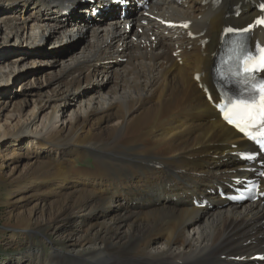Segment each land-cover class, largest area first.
I'll return each mask as SVG.
<instances>
[{
    "label": "bare ground",
    "instance_id": "bare-ground-1",
    "mask_svg": "<svg viewBox=\"0 0 264 264\" xmlns=\"http://www.w3.org/2000/svg\"><path fill=\"white\" fill-rule=\"evenodd\" d=\"M98 3L104 20L89 14ZM261 3L147 0L121 15L110 0H0L1 233L26 244V264H264V197L217 194L264 173V157L243 162L251 145L211 104L221 31L264 14ZM12 36L28 47L5 48ZM251 40L263 45L264 31ZM28 64L47 65L30 80ZM33 80L47 89L19 98L15 83Z\"/></svg>",
    "mask_w": 264,
    "mask_h": 264
},
{
    "label": "snow or ice",
    "instance_id": "snow-or-ice-1",
    "mask_svg": "<svg viewBox=\"0 0 264 264\" xmlns=\"http://www.w3.org/2000/svg\"><path fill=\"white\" fill-rule=\"evenodd\" d=\"M257 23L264 24V19H259ZM234 31H248V29H226L227 33ZM237 47L242 48V45L237 44ZM257 51L258 56H254L251 52L243 55L238 75H247L254 72L255 69H264V48L257 45ZM244 83L245 88L237 98L230 99L229 104H218L217 107L224 113V119L229 124H233L239 131L244 132L261 148H264V139H259L253 134L254 131H258L260 136L264 137V131H261L264 130V79L245 81Z\"/></svg>",
    "mask_w": 264,
    "mask_h": 264
},
{
    "label": "rangeland",
    "instance_id": "rangeland-1",
    "mask_svg": "<svg viewBox=\"0 0 264 264\" xmlns=\"http://www.w3.org/2000/svg\"><path fill=\"white\" fill-rule=\"evenodd\" d=\"M133 3V2H132ZM140 8V7H139ZM138 8V9H139ZM138 9H136L135 5L131 6V10H129L128 15H133L135 12L138 11ZM104 20V17H99V16H93L92 20L95 19H101ZM9 42H6L4 47L6 48H10V49H15L18 51L24 50L26 49L27 43H24L23 41H19L18 39H16V41L14 40V37H10ZM74 41V42H73ZM72 45L79 43V40H72ZM9 44V45H8ZM11 44V45H10ZM48 44V43H47ZM3 46V45H2ZM10 46V47H9ZM49 46V45H47ZM54 46L50 45L49 46V50H54ZM1 50L4 48H0ZM125 59H121L119 62L120 64H122L124 62ZM118 63V62H117ZM116 63V64H117ZM47 64H34V65H26L21 72L26 74L28 79H33L32 77L37 76L38 75V71L39 68H45ZM37 73V74H36ZM40 79V78H39ZM42 80V79H40ZM99 82L104 83L107 85L106 89L109 88V86L111 85V82H109L106 78H102L99 77ZM44 88H41V87ZM15 90H17V92H20V95L18 96L19 98L24 97V93L22 92L24 89L27 91L30 90H43V89H47V87H45V84H41V85H37L36 82L33 80L32 84H28V86L26 87H19V82L15 83L14 87ZM105 89V90H106ZM88 88H84L82 90L79 91L78 95H79V99L83 98L84 95L87 94ZM25 98H29L28 96ZM4 101V99L0 98V104H2ZM8 107V106H7ZM7 107H5L7 109ZM29 106L26 107L25 111L28 110ZM6 147L2 148V150H4ZM18 149H16L14 152H12V155H15V152H17ZM6 152V151H5ZM11 152V151H10ZM76 166H85V167H90L91 166V161H90V157H85L83 159H78L76 158ZM204 208V207H203ZM3 222H4V206H0V264H5L8 262L11 263H16L18 262L19 264H26L28 261L27 259V255L26 252L28 251V249L26 248V244H23L22 242L19 243H15V242H6L4 239L5 237H7V234H2L1 230L3 229ZM78 224L75 223L72 225L71 228H73V231L75 232V234H80V228L77 226ZM50 238V237H49ZM51 238L55 239L56 236L51 235ZM13 241H16V239H14ZM34 242L35 244H38L37 246H35V248L39 249V252L42 253L43 255H45L46 257L49 256V254L51 253V243L49 241L48 238H45L44 236H40L38 235L36 238H34ZM56 246L59 247V244H57Z\"/></svg>",
    "mask_w": 264,
    "mask_h": 264
}]
</instances>
